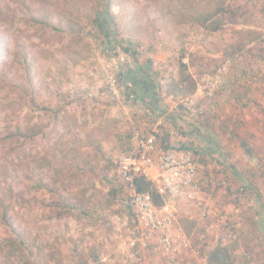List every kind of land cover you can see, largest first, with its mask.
I'll use <instances>...</instances> for the list:
<instances>
[{"label": "rangeland", "instance_id": "rangeland-1", "mask_svg": "<svg viewBox=\"0 0 264 264\" xmlns=\"http://www.w3.org/2000/svg\"><path fill=\"white\" fill-rule=\"evenodd\" d=\"M106 2L0 0V193L13 185L27 196L15 205L17 223L41 264H264V0H111L117 44L135 58L104 45ZM220 6L229 10L217 17L221 32L194 21ZM224 72L243 73L238 86L249 96L239 88L226 108L203 103L207 90L220 98ZM188 100L211 117H190ZM154 120L189 149L198 124L226 132L212 135L226 165L208 164L228 187L206 194L195 213L172 200L187 239L175 263L129 246L131 188L115 168L133 127L147 135ZM40 178L63 182L58 194L65 204L78 198L79 211L50 219L45 204L56 197L31 191ZM6 235L0 225V240ZM6 261L0 254V264H20Z\"/></svg>", "mask_w": 264, "mask_h": 264}, {"label": "built area", "instance_id": "built-area-1", "mask_svg": "<svg viewBox=\"0 0 264 264\" xmlns=\"http://www.w3.org/2000/svg\"><path fill=\"white\" fill-rule=\"evenodd\" d=\"M114 83L115 80L111 85ZM185 106L190 117L211 112L207 108H196L192 100H188ZM161 123L162 120L151 122L153 130L147 135L133 127L131 144L115 155V166L121 181L131 188L129 206L135 227L129 246L133 249L142 247L175 263L186 247L187 239L177 226L179 210L173 201L203 210L206 194L213 196L227 188L228 181L217 178L214 167L198 161L192 149L178 144L160 147ZM151 170L157 171L155 178ZM142 176L152 181L158 194L165 199L163 207L155 205L150 193L136 190L134 180Z\"/></svg>", "mask_w": 264, "mask_h": 264}, {"label": "trees", "instance_id": "trees-1", "mask_svg": "<svg viewBox=\"0 0 264 264\" xmlns=\"http://www.w3.org/2000/svg\"><path fill=\"white\" fill-rule=\"evenodd\" d=\"M228 8H225L223 6H220V8H217L212 13L209 14H204L200 15L197 17L194 21H197L198 24L204 28V29H209L213 33H218L223 30V22L218 21V15H223L228 13ZM111 0H107L106 6H105V17H104V24L103 26L100 27L98 30L100 35L102 36L104 41V45L111 44L110 50L115 51L117 49H121L126 55H129L133 58H135L137 53L133 50L132 51V46H122L118 45L117 42L118 40V34H116V30H113V21L111 15ZM96 25L99 27L98 20L95 19ZM132 45V44H131ZM25 64H26V69L27 72L30 73V65L28 58L25 57ZM246 73H244V76ZM121 77H118L116 79L117 84L121 82ZM137 92V91H135ZM42 111H52V107L48 108H41ZM154 110V109H153ZM63 109H57L54 112L55 117L62 112ZM211 117L210 112L206 113ZM201 116V117H205ZM215 116V115H213ZM157 117V116H156ZM164 129V128H162ZM41 133V132H40ZM18 135H22V133H18ZM13 137L11 135H6L4 140L9 139V141ZM34 138V136H32ZM174 138V133L173 131L170 132L168 131H163L161 135L159 136V141L158 145L160 147H170L174 145L172 142ZM24 146V145H23ZM22 147V146H21ZM116 168V166H115ZM117 170V169H116ZM26 180V179H25ZM56 185L58 188H54L50 185V183L44 181V178L38 179L36 181V184H33L31 187V191L37 190V189H43L44 191H49L51 195H54L56 198L52 200L50 203H46L45 207L49 208L50 210V219H55V220H61L66 217V215L70 214H75L77 211H79V205L80 203L77 202L78 198H76L77 201H74L72 199H69V203L65 204L63 202V198L58 194L59 192V187L63 185V182L59 183V180L56 181ZM134 186L138 192L142 193H150L152 195V198L154 200V203L158 207H163L166 203L165 199L158 194L154 184L152 181L148 180L145 177H136L134 180ZM11 188H9L5 193H0V225L3 227V230L6 235L4 239L0 240V254H2L6 258V262H10L11 260H18L20 261V264H41V257L39 254H36V248L30 243L29 238L22 232L21 228L19 227L17 223L18 219V211L16 210V204H20V200H25L27 196L25 195H18L14 186L10 185ZM246 188L248 186L246 185ZM9 196V197H8ZM60 196V197H58ZM130 202V198H129ZM130 208V206H129ZM28 209L24 208V212H26ZM89 210V209H88ZM87 210V211H88ZM87 211H83V213H87Z\"/></svg>", "mask_w": 264, "mask_h": 264}, {"label": "crops", "instance_id": "crops-1", "mask_svg": "<svg viewBox=\"0 0 264 264\" xmlns=\"http://www.w3.org/2000/svg\"><path fill=\"white\" fill-rule=\"evenodd\" d=\"M223 74H224V80L225 81L227 80V81H226V83H224L225 84L224 91L220 95V98L219 99H216V98L213 99L212 98L213 95H211L213 92L207 90V92L205 91L206 94H207V97H206V100L203 101V103H207L208 102L207 104L212 105L211 102L213 104H216V101H218L220 106L226 108L227 105L228 104L231 105L232 101H233V94L230 91H232V90L235 91V99L237 101H239L240 96H238L239 92L237 91V89H239V88H240V92L243 93V98H247L249 96V93H245V92L249 91L247 86H246L247 88H245V89H242L241 87L238 86V85L242 84L241 79H242L243 73L239 74L238 77H236V76H233V77L228 76L230 73H227V72H224ZM223 74H221V75L223 76ZM209 78H211V77H209ZM197 91H198V93H197ZM197 91L195 92L194 95H192L193 97H198V95H200V90L198 89ZM170 94H171L170 95L171 99L173 98V100H174V97L176 95L175 92L170 93ZM246 94H248V95H246ZM128 96L131 97V94L129 93ZM166 96H169V95H166ZM135 100H137V99H135ZM143 100L144 99H142V100L139 99L138 101H139V103H143V102H141ZM135 104H137V102H135L134 105ZM216 123L217 122H215V124L213 126L214 128L211 131H209L208 128H205L204 124H198L199 126L195 130L198 136L192 135L194 137L193 141L195 140V142H194V147L195 148H192V150L194 151L195 158L198 161L202 162V163H207L208 164V163L211 162L213 164L215 163V165H220L221 163H222V165H224V164L226 165V162L223 159L224 156H222L219 153V150H221V148L219 146L220 145L219 141L217 142V140L214 137H212L213 134H216L218 137H220V138L222 137L223 138L226 135L225 134L226 132L222 131L220 129V125L218 123L217 124ZM221 127H223V125H221ZM131 136L132 135L130 134L129 141H130ZM206 136H208L209 138H207ZM211 141H214L215 143H213V142L212 143H208V142H211ZM174 145H175V143H174ZM127 146H128V144H127ZM246 153L247 154L250 153V150L246 149ZM222 154H223V152H222ZM216 158L219 159V162L215 161ZM151 175L153 176V178H155L157 176V171L156 170H151ZM182 204L183 203L181 202V205ZM182 206H184V205H182ZM184 207H185L184 209L186 210V213H190V212H194L195 213V212H197L196 208L189 207V206L188 207L184 206ZM181 212H182V210H181ZM179 214H180V211H179Z\"/></svg>", "mask_w": 264, "mask_h": 264}]
</instances>
